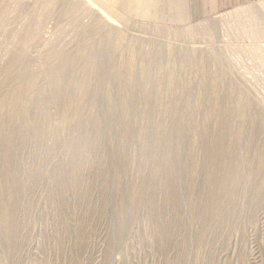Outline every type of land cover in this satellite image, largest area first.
Masks as SVG:
<instances>
[{
  "label": "rangeland",
  "instance_id": "rangeland-1",
  "mask_svg": "<svg viewBox=\"0 0 264 264\" xmlns=\"http://www.w3.org/2000/svg\"><path fill=\"white\" fill-rule=\"evenodd\" d=\"M68 1L0 0V206L9 210L0 264H264V18L255 5L181 25L143 0H73L84 4L78 27L61 13ZM57 50L71 57L62 92L40 111L37 87L52 82L45 70ZM92 54L98 68L82 69ZM33 120L55 132L32 133ZM13 123L28 139L11 141L8 161ZM221 129V165L238 169V188L205 182ZM209 190L224 199L220 218Z\"/></svg>",
  "mask_w": 264,
  "mask_h": 264
},
{
  "label": "bare ground",
  "instance_id": "bare-ground-1",
  "mask_svg": "<svg viewBox=\"0 0 264 264\" xmlns=\"http://www.w3.org/2000/svg\"><path fill=\"white\" fill-rule=\"evenodd\" d=\"M76 1H78V0H76ZM119 1V0H118ZM116 2V1H115ZM83 3L81 2V3H73V0H72V2L71 1H68V2H66V4H64V5H62V8H61V13L63 14V15H68V16H70V18L72 19V22L70 23V25L72 24V25H77L78 27L79 26H84V24H85V18L84 19H80V18H78L76 15H75V13L79 10V9H81V7H83ZM2 10H4V9H2ZM6 10V9H5ZM106 11H108V10H106ZM107 13V15H109L111 18L110 19H112V17H115L114 15L112 16L111 14H109L108 12H106ZM145 14V13H144ZM115 20H116V18H115ZM117 21V20H116ZM87 28V27H86ZM94 27L92 26V28L90 29L89 28V31L91 32V34H93L94 33ZM103 31V30H102ZM88 33V32H87ZM86 34V33H85ZM107 34H109L108 32H107ZM85 36V35H84ZM91 36V35H90ZM83 37V36H82ZM80 38V37H79ZM91 38V37H90ZM83 39V38H82ZM88 39H89V37H88ZM113 39V38H112ZM112 39H111V37H109V35H106V42H105V47L104 48H106V46H107V49H109V54L107 53V56L110 58L111 57V51H113L114 49H115V47H114V44L112 43ZM84 41H87V38L84 40ZM82 42V41H81ZM80 43V42H79ZM88 43H89V41H88ZM105 50V49H104ZM69 52V51H68ZM67 52V53H68ZM55 55H53L54 56V59L56 60V61H54V63H50V67H48L45 71H46V74H47V76H50L51 77V81L52 82H49V84H43V83H41V85L39 84L38 85V87H37V93H38V95H37V97L34 99V101H36L37 103H39L40 104V111H42V110H46L50 105H51V103H55L56 101V93L57 92H62V88L58 85V83H57V79H58V77L61 75V71H62V67H63V65L65 64V59L66 58H68V59H70L71 57H68L67 56V54L64 52H61V51H55ZM111 53V54H110ZM82 56V55H81ZM90 56V55H89ZM105 56V55H104ZM107 56H106V58H107ZM75 57V56H74ZM79 57V56H78ZM95 60H96V56L95 55H91L90 57H81V61H82V69H86V70H88L89 68H90V66L91 65H93L94 67H97L98 66V64H94L95 63ZM129 62V61H128ZM130 63V62H129ZM131 64V63H130ZM66 65V64H65ZM129 65V64H128ZM24 66V65H23ZM129 66H131V65H129ZM22 67V66H21ZM132 67V66H131ZM130 67V68H131ZM98 68V67H97ZM130 68H129V71H131L130 70ZM24 69V68H23ZM94 71V70H93ZM97 71H99V72H101V73H99L98 75H100V74H106L107 73V71L106 70H102V69H97ZM22 72V71H21ZM88 72V71H87ZM90 72V71H89ZM135 72V71H134ZM147 72V71H146ZM111 73V72H110ZM136 73V72H135ZM115 75H116V73H114ZM130 74H132V73H130ZM129 74V75H130ZM147 74V73H146ZM10 75V74H9ZM28 75V73H27V71H25V72H23L22 73V77L23 78H25L26 76ZM109 75V74H108ZM117 75H118V73H117ZM6 77H8V76H6ZM61 77V76H60ZM87 81V80H86ZM86 81H84L83 83H82V85H84V86H86L87 84H86ZM151 81V80H150ZM154 82V81H153ZM21 83H25L24 84V88L22 89V91H24V89L26 90L27 88H28V86H29V84L28 83H26V82H24V80H22L21 82H20V84ZM150 82H148V84H149ZM56 84H57V86H56ZM153 85V87H151L153 90L152 91H155V93H157L159 90H160V84L159 83H153L152 84ZM48 87L51 89V91L53 90V94H51V96H46V94H47V92H51V91H48ZM53 87H54V89H53ZM128 87V86H127ZM149 87V88H150ZM86 88V87H85ZM146 88V87H145ZM34 89V88H33ZM88 89V88H87ZM83 90V89H82ZM126 90V89H125ZM144 90V89H143ZM162 90V89H161ZM22 91H19L20 93L22 92ZM97 91V90H96ZM96 91H95V93H96ZM146 91V90H145ZM148 91H150V90H148ZM88 92H86V94H87ZM59 94V93H58ZM144 94H145V92H144ZM148 94L150 95V93L148 92ZM94 92L91 90L89 93H88V96H89V98H93L94 97ZM152 95H153V93H152ZM96 96V95H95ZM147 96V95H146ZM150 97V96H149ZM12 99H13V97H12ZM12 99H11V101H12ZM20 99H21V97H20ZM61 100H62V97H61ZM5 103V102H4ZM2 104H3V102H2ZM12 105H13V103H12ZM1 106V105H0ZM26 110H29L30 109V107H27V108H25ZM22 113V112H21ZM47 113V112H46ZM12 115V114H11ZM34 117H35V114H34ZM14 118L15 117H13L12 119L14 120ZM30 119H32L31 117H30ZM46 120V119H45ZM49 120V119H48ZM15 122V121H14ZM45 122V121H44ZM31 129H29L30 131H32V133H34V134H40V130L42 131V132H45V134L47 135V136H50L51 134L49 133V131L50 130H53L54 132H55V128H56V126H55V128H54V126L52 125V127H50V129L49 128H47V127H43V125L41 124V125H39L38 124V122L36 121V120H33V122H31ZM52 124V123H51ZM48 125V124H47ZM46 125V126H47ZM29 126V125H28ZM45 126V125H44ZM41 127H42V129H41ZM81 127V126H80ZM229 128V127H228ZM81 128H79V130H80ZM222 130V129H221ZM259 130H260V128H259ZM80 131H82V130H80ZM220 131V130H219ZM218 131V132H219ZM228 131H229V129H228ZM31 133V132H30ZM49 133V134H48ZM229 133V132H228ZM55 135V134H54ZM54 135H53V137H54ZM225 131L224 130H222V133H218V137H219V141H216V142H214L213 143V145H212V147H211V150H212V152H211V159H210V161L208 162V174L206 175V180H205V182L208 184L207 185V188L208 189H212V188H214V187H216V186H219V185H222L224 182H226V183H229V184H231L233 187H235V188H238L239 187V184L236 182V179L238 180V177H239V172H238V169L237 168H234L233 167V164H229V163H227L226 164V161H224V167L221 165V161H222V157H223V154L224 153H226V152H224V149H223V144H224V142H225ZM229 135V134H228ZM27 136H28V130H27V128H26V125H19V126H17L15 123H13V124H11V127H10V131H9V133L7 134V136H6V138L5 139H3V141H4V143L6 144V146H5V148H6V154H5V158L6 159H8V161H11L12 160V158H13V153H12V151H10V149H9V146H10V143H11V141L12 140H14L15 138H20V139H22V141H23V144L27 141ZM4 138V137H3ZM1 140V139H0ZM49 140V139H48ZM50 146V145H49ZM156 147H158L157 146V143H155V145H154V152H155V149H156ZM153 149V148H152ZM227 153H228V151H227ZM236 153V149L235 148H233L232 149V151L229 153V155H231L230 157H228L227 159H228V161H229V159L231 158V157H233L234 156V154ZM238 154V153H237ZM148 158V157H147ZM238 158V157H237ZM151 159V158H150ZM145 163H146V161L144 162L143 161V163H142V165L144 166L145 165ZM148 163V162H147ZM169 164V163H168ZM147 165V164H146ZM158 166V165H157ZM235 166H237L236 164H235ZM239 167V166H238ZM262 167V166H261ZM260 167V168H261ZM173 169V168H172ZM211 169L213 170V173L211 174ZM168 171H169V173H170V171H171V168L170 167H168ZM9 174L10 175H12V172L11 171H9ZM37 174H39V172H36V173H33L32 174V177L33 178H36V175ZM170 175V174H169ZM166 176V175H165ZM168 177V176H167ZM170 177V176H169ZM166 178V177H165ZM16 187V186H15ZM140 188H141V186H140ZM15 193H16V191H14ZM208 193L210 194V203L212 204V206H217V211L219 212V214H220V216H219V218L221 217V215H222V212H223V210L220 208V202L221 201H223L224 199L223 198H215V196H213V193H212V190H209L208 191ZM230 193V192H229ZM12 195V194H11ZM1 196V195H0ZM173 196V195H172ZM264 196V195H263ZM136 202H137V200H136ZM138 203V202H137ZM2 204V203H1ZM4 206H5V204H4ZM10 206V205H9ZM197 209V208H196ZM7 210H8V208H7ZM9 211V210H8ZM7 211V212H8ZM7 212L5 211V209H4V207L1 205L0 206V215H1V219H3L4 221H6V219L5 218H7V216H8V214H7ZM204 212V211H203ZM6 226H5V224H3V223H1L0 224V229H2V230H6V228H5ZM8 230V229H7Z\"/></svg>",
  "mask_w": 264,
  "mask_h": 264
},
{
  "label": "crops",
  "instance_id": "crops-1",
  "mask_svg": "<svg viewBox=\"0 0 264 264\" xmlns=\"http://www.w3.org/2000/svg\"><path fill=\"white\" fill-rule=\"evenodd\" d=\"M124 2L125 0H119ZM145 5L154 12L166 11L168 18H176L181 25L199 23L217 17L225 12L243 7H256L258 18H264V0H143ZM133 14L132 12H129ZM135 16H140L135 12ZM129 15V14H128ZM261 32H264L261 31ZM264 41V40H263Z\"/></svg>",
  "mask_w": 264,
  "mask_h": 264
}]
</instances>
